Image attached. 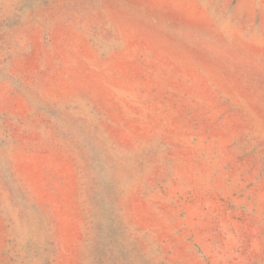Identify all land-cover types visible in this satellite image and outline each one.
Instances as JSON below:
<instances>
[{
  "label": "rangeland",
  "instance_id": "obj_1",
  "mask_svg": "<svg viewBox=\"0 0 264 264\" xmlns=\"http://www.w3.org/2000/svg\"><path fill=\"white\" fill-rule=\"evenodd\" d=\"M0 264H264V0H0Z\"/></svg>",
  "mask_w": 264,
  "mask_h": 264
}]
</instances>
